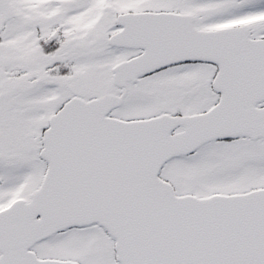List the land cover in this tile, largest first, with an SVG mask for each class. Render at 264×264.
I'll list each match as a JSON object with an SVG mask.
<instances>
[{"label":"snow or ice","instance_id":"1","mask_svg":"<svg viewBox=\"0 0 264 264\" xmlns=\"http://www.w3.org/2000/svg\"><path fill=\"white\" fill-rule=\"evenodd\" d=\"M0 264H264V0H0Z\"/></svg>","mask_w":264,"mask_h":264}]
</instances>
